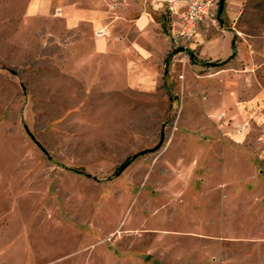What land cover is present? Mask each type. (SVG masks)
I'll use <instances>...</instances> for the list:
<instances>
[{"label":"rangeland","instance_id":"obj_1","mask_svg":"<svg viewBox=\"0 0 264 264\" xmlns=\"http://www.w3.org/2000/svg\"><path fill=\"white\" fill-rule=\"evenodd\" d=\"M34 1L0 0V264H264V57L240 77L195 59L211 34L259 48L264 0H223L185 50L170 35L154 82Z\"/></svg>","mask_w":264,"mask_h":264},{"label":"crops","instance_id":"obj_2","mask_svg":"<svg viewBox=\"0 0 264 264\" xmlns=\"http://www.w3.org/2000/svg\"><path fill=\"white\" fill-rule=\"evenodd\" d=\"M51 1L35 0L34 3L43 5ZM234 6H237L238 12L239 6ZM223 7L222 5V9ZM53 8H56L59 14L53 12L52 17H59L58 24L63 28L66 44L74 41L80 45L87 43L86 52L83 53L87 57L100 53L106 54V57L124 58L126 66L135 68V74L130 77L133 81L139 79L154 82L159 79L161 67L157 63L161 62L162 57L172 54L169 51L173 48L168 50L170 35L174 34L179 27V23L172 22L167 15L164 0H60ZM202 26L201 23L196 26L191 36L190 47L197 43L196 39L205 37V34L201 35ZM224 29L226 28H222V33H225ZM212 35L198 42L197 58L194 57L197 62L217 66L220 60H224L223 63L227 66L219 70L231 71L235 77H240L239 75L244 71L239 70L244 69V66H248L251 61H259L264 57L263 39L259 48H252L251 52L235 50V53H231L228 57L225 56L230 50L226 47L217 50L209 46L204 51L203 46L205 43H211ZM71 49L69 51L67 49L70 57L74 53ZM191 56H194L193 52ZM246 74L244 79L247 81L250 78ZM165 75L166 72H164ZM257 91L259 93L260 90Z\"/></svg>","mask_w":264,"mask_h":264},{"label":"built area","instance_id":"obj_3","mask_svg":"<svg viewBox=\"0 0 264 264\" xmlns=\"http://www.w3.org/2000/svg\"><path fill=\"white\" fill-rule=\"evenodd\" d=\"M164 4L170 20L179 23L171 37L180 49L187 48L199 23L216 22L218 0H164Z\"/></svg>","mask_w":264,"mask_h":264},{"label":"trees","instance_id":"obj_4","mask_svg":"<svg viewBox=\"0 0 264 264\" xmlns=\"http://www.w3.org/2000/svg\"><path fill=\"white\" fill-rule=\"evenodd\" d=\"M219 14H220V11L218 12V10H217V15L219 16ZM173 50L174 49H172L171 51H169L170 53H173ZM235 53V51L232 53V54H234ZM169 55V54H168ZM166 58H167V56H166ZM165 58V59H166ZM223 61L224 60H220V62H218L217 64H219V65H221V63H223ZM128 159H129V157H126V158H124L123 160H122V162L117 166V167H119V166H121L122 164H124V163H126L127 161H128ZM116 167V168H117Z\"/></svg>","mask_w":264,"mask_h":264},{"label":"water","instance_id":"obj_5","mask_svg":"<svg viewBox=\"0 0 264 264\" xmlns=\"http://www.w3.org/2000/svg\"><path fill=\"white\" fill-rule=\"evenodd\" d=\"M222 1L223 0H218V4H217L218 12L222 9Z\"/></svg>","mask_w":264,"mask_h":264}]
</instances>
